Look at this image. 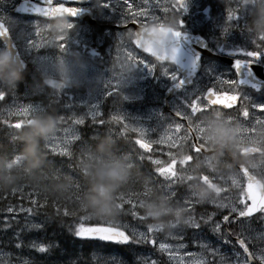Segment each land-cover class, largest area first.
<instances>
[{
  "label": "snow or ice",
  "instance_id": "snow-or-ice-1",
  "mask_svg": "<svg viewBox=\"0 0 264 264\" xmlns=\"http://www.w3.org/2000/svg\"><path fill=\"white\" fill-rule=\"evenodd\" d=\"M85 4H87V7L75 8L65 7L63 3L54 4L53 0H40V2H33V0H0V48H6L12 54L14 62L22 69V72L28 65L29 58H31V63L34 59L40 61L49 59L48 55H31V50L34 47L47 46L46 39L43 40V45H41L30 38L32 35L30 29L39 34L43 33L42 26L35 20L12 18L9 15L10 12L50 18L56 10H60L63 15L69 14L72 17L79 15L81 12L95 13L103 17L107 11L108 16L114 15L116 17L119 27L126 25L129 21L137 24L138 27L135 31L128 29L126 32L119 31L116 33L117 49L118 51L123 50L120 47L121 44H124L125 47L127 46L124 40L127 36L138 48L150 53L155 61L160 62V71L157 73L154 71L156 67L154 62L137 58L131 51L128 52V60L136 66L137 71L154 77H162L169 82L171 89L177 94L171 111L166 115L156 113L155 123L151 126L142 124L137 118L128 117L126 113L119 109L116 114L109 116L107 122L103 119H98L101 113L96 110L95 104L90 107L87 115L92 118V122L96 125L105 123L122 125L119 132L115 134H113L111 127L107 129V132L116 142L118 136L129 130L137 134L134 143L139 149L145 150L144 152H137L131 145L126 149L120 147L119 151L126 153L137 166L141 167L147 184L139 187V189L136 187L129 189L128 193L122 197L123 202L119 205L121 213L117 221L90 218L94 223L89 227H84L80 223L85 218L78 215H68L66 210L56 214L53 218L52 214L56 212L55 206H52L50 210L46 200L40 199L33 190L24 185H20L12 191L13 193L17 191L23 193L27 190L28 195L20 198L21 205L19 207H7L5 210L9 213H26L25 227L27 229L42 231L46 224L55 220L57 224L65 228L69 235L78 240L99 241L105 244L128 247L134 257L133 264H162L159 259L153 256V252H159L167 257V261L163 262V264H254L257 261L258 264H264V244L254 242L264 240V226H261L260 229H255L247 225L245 221H239L241 231H237L233 227V225L238 223V218H250L257 212L260 214V219L264 220V184L261 185V189L257 194L250 195L245 190L246 186L253 182V177L257 179L264 177V168H257L251 173L247 169L241 170L243 185L239 183V178L233 181L238 183L239 187H242L238 203L225 196L222 202L217 201L208 204L214 206L212 211L203 209L197 213L196 206L199 204L189 197L184 190V182L187 178L184 167L187 163H191L193 159H200L201 153L205 151L201 139V133L204 131V128L201 127V116L206 115L210 111H216L217 114H223L228 121H239L244 133L253 132L258 123H264V99L258 98L259 93L264 89V84H258V81H264V41L254 42L248 38L245 28L246 11H241L239 0H237L235 8L229 9L227 12L228 19L233 21L231 27L229 28L220 22L218 35L212 43L214 52L230 57V67L220 71L205 67L201 75H197L196 71H194L200 59L197 54L193 53L185 63L180 60V43L186 36L183 31L184 22L182 17L187 11L188 0H172L167 6H162L159 0H142V2L123 0V3H120V0H85ZM157 9L164 13L170 12L171 15L161 17L157 14ZM139 17L144 19L140 20ZM5 19L9 21L13 30L11 35L20 43H15L10 38L9 28L4 23ZM165 23L172 25L170 30L157 32L156 29L162 28ZM68 27L74 30V35L67 39L58 38V40L63 39L65 42L56 44L55 48L60 50L59 53H55L56 55L63 54L66 50L73 47L81 53L83 51L72 21H70ZM234 32L241 37L240 43L229 41L228 37ZM25 42L27 47H25ZM65 44H68L69 47H65ZM201 46L206 47L207 45ZM96 55L97 53L89 50L90 57H95ZM168 64H171L172 68H168ZM217 83L221 85L227 84L229 87L227 89H216L215 85ZM194 84L196 86L187 87ZM206 85L212 86H207L206 91L202 90ZM115 91L114 82L107 80L103 91L91 98L106 97ZM15 92V88L0 89V100L6 99L10 94L15 98ZM62 93L65 96L70 95L67 92ZM62 93L58 96L50 97L54 99ZM32 94H34L32 90L29 88L25 89V96ZM220 98H223L225 103L215 102V100ZM97 104H99L98 99ZM218 105L223 107H216ZM41 107L39 103H30L10 108L8 115H15L20 118L15 121H9L6 118L0 119V125L5 126L7 129L8 143L6 147H2L5 151H15V145L10 142L11 130L21 127L22 123L31 114L40 110ZM63 107L70 108V104L66 103ZM224 109H231V111H225ZM198 110L199 115H197ZM253 110H259V114ZM57 117L59 123L70 120L73 125L84 124L82 116H76L71 113L67 116L57 114ZM174 117H179L180 121H177ZM239 117H245L247 120L241 121ZM183 121L187 123L183 124ZM249 123L251 127L248 126ZM161 129L163 130L160 131ZM173 129H175V132L172 131ZM57 131L56 128L54 134L44 142L48 163L54 170L64 172L62 165L66 162L72 169L71 175L76 176L78 179L73 161H76L82 151L102 133L95 131L91 139H83L78 144L73 145L71 142L77 139L76 135L71 134L61 137L57 134ZM157 132L159 133L158 137L152 139L149 134ZM122 138L125 141L129 140L127 135H123ZM242 139H247V136H242ZM189 140H191L190 144L188 143ZM160 144H165L170 149L166 152L167 161L161 162L151 154L145 155V152L152 145ZM171 149H174V151ZM184 149L187 150V160L182 162L178 151L183 153ZM193 152L196 155H193ZM57 157H60L59 161H57ZM145 159L154 167L147 170L143 169L142 162ZM161 163H163V166H160ZM174 166L176 167L174 168ZM169 168L171 169L170 172L167 171ZM205 178L210 183L217 179L215 176H206ZM76 187L79 188V184ZM147 187L159 188L168 196L183 203L191 213L185 227L175 228L166 233L167 237L178 240L180 241L179 243L172 244L163 241L158 243L157 233L163 231L149 223L143 214L138 211L139 200L136 197L146 194L145 188ZM245 191L247 192L246 197L244 195ZM25 199L30 201L27 207L23 206V200ZM221 209H227V211H220ZM34 216H40V221L33 222L32 217ZM4 226L7 227V224ZM84 228L112 229L115 232L123 233V238H106L96 235L94 232L86 235L82 232ZM185 228L193 230L191 243L194 246L198 245L200 252L179 251L186 246L184 242ZM243 232H247L248 235L244 236ZM209 233L211 234L210 236L208 235ZM249 243L252 245L251 249ZM141 245L151 247L146 252L143 249L138 250ZM227 245H233L230 251L225 248ZM15 246L18 249L27 248L38 253H47L52 248L57 247L58 244L55 240L47 243H38L35 240L25 242L17 234ZM235 246H238V249ZM222 248L225 250L221 251ZM208 256H211L212 259L208 260ZM182 257H189V259L185 260ZM192 257H197V259H192ZM20 264H36V261L34 259H24ZM102 264H126V261L113 254H108L103 259Z\"/></svg>",
  "mask_w": 264,
  "mask_h": 264
},
{
  "label": "trees",
  "instance_id": "trees-1",
  "mask_svg": "<svg viewBox=\"0 0 264 264\" xmlns=\"http://www.w3.org/2000/svg\"><path fill=\"white\" fill-rule=\"evenodd\" d=\"M235 6V0H202L199 3V6L192 7L190 9V12L192 16L193 14L197 17L205 16L206 18L212 20L227 16L228 10L235 8ZM239 6L241 11H243V5L239 4ZM228 21L229 22L227 24L232 25L233 21L229 19ZM217 24L218 23L216 22L215 25L217 26ZM207 28L208 29H206V32L215 39L218 35V31H212V27L210 25ZM245 28L250 40L254 42L264 41V34L257 35L252 31L248 13H246ZM16 71L19 73L20 77L16 84L14 86H8L0 83L1 89L8 90L15 88V93L18 96L25 98V89L29 88L34 92L30 100L42 102L45 107L44 114L52 113L55 114L56 117L57 114L65 116L67 115L65 107H63V105L66 104V98L64 96L53 99L47 94L35 93L34 83L39 80L42 81V78L40 76V72L34 66L30 67L25 72H19L18 70ZM11 96L12 95L10 94L4 100H7ZM109 116L110 115L108 114L105 118H103V120L107 122ZM3 118L8 119L9 121H15L20 117L10 118L0 116V119ZM33 118L34 117H28L26 121L22 123V126H26L31 123ZM57 122H59L58 117ZM21 127L11 130L10 142L15 145V151L9 152L5 151L2 148L7 146L8 140L6 136V127L0 125V161H11L14 167L10 170V174L16 177L14 183L10 184L8 187L0 188V248L3 249L8 255L0 259V264H20V262L24 259H34L36 261V264H102L103 259L106 258L108 254H113L119 257L120 259L126 261V264H133L134 257L132 255L131 249L128 247L105 244L104 242L99 241L78 240L69 235L65 231V228L57 224L55 220L46 224L42 231L27 229L25 227V216L27 215L26 213H9L5 209L7 207H19L21 205L20 198L22 196L28 195L27 190H25L23 193H21L20 191L13 193L12 191L17 189L20 185H24L25 187L33 190L40 199L46 200L49 204L50 210L52 206H55L56 212L52 214L53 218L56 214L62 213L66 210L68 215H78L85 218L80 222L84 227H89L92 223H94V221L90 218L104 219L112 222L117 221L121 213V208L119 205L123 202L122 197L128 193L129 189H132L133 187L139 189V187H143L145 184H147V180L143 176L141 167L137 166L126 153L119 151L120 147L122 149H126L129 145H131L137 152H143L142 149H139V147L134 143L136 138L134 132L129 130L126 133L121 134V136L117 137L116 142L107 132V129L108 127H111L113 130V134H115L119 132L120 127H122L120 124L112 123L111 125H109L108 123H105L103 125H96L93 122L91 123V121H89L87 125L82 127L84 139H91L95 131H99L102 134L99 135L92 144L88 145L82 151L76 161H73V163H75V171L78 174L77 179L76 176L71 175L72 169L66 162L62 165L64 172L54 170L48 163L47 154L44 148L45 138L39 144V151L42 154V160L39 164V167L34 169L33 171H29L25 167L24 161L20 155L23 144L20 140L17 139V131L21 129ZM123 135H127L129 137V140L125 141L122 138ZM98 145L106 146L112 153H115L116 155H119L122 158L128 160L132 169V174L129 180L113 197V209L107 213L88 210L82 203V195L86 190V183L80 171L79 161L88 153L95 151ZM178 155L181 157V159L186 156L184 153H180ZM56 159L57 161H59L60 157H57ZM167 160L168 157L166 158V161ZM142 165L143 169L145 170L154 167V165H152L146 159L142 162ZM195 173L197 176H201L203 174L201 169H196ZM188 180L189 179L187 177L184 185L188 183ZM77 184H79V188L76 187ZM145 193L146 194L144 195L136 197L139 200L138 211H140L142 214L143 206L147 202L157 200L160 201V197L162 196V191H160V189L156 187L145 188ZM29 203V200H23V206L27 207ZM202 208L208 209L210 208V206L205 204L202 205ZM143 216L152 225L165 224L176 219V217L172 215H165L160 221H154L148 219L144 214ZM32 221L39 222L40 216L32 217ZM5 224H7V227L4 226ZM233 227L236 228V225H233ZM82 232L86 235L94 232L96 235L106 238H123V233H118L112 229L107 228H84L82 229ZM17 234L19 235L20 239L24 240L25 242L29 240H35L38 243H47L49 241L55 240L58 246L52 248V250L47 253H38L35 250L27 248L18 249L15 246ZM208 235L210 236L211 234L209 233ZM150 247L151 246L148 245H141L139 246L138 250L143 249L147 252ZM153 255L155 256V258L159 259L162 264L163 262L167 261L166 256H163V254L159 252H153Z\"/></svg>",
  "mask_w": 264,
  "mask_h": 264
},
{
  "label": "rangeland",
  "instance_id": "rangeland-1",
  "mask_svg": "<svg viewBox=\"0 0 264 264\" xmlns=\"http://www.w3.org/2000/svg\"><path fill=\"white\" fill-rule=\"evenodd\" d=\"M202 0H188L189 6L191 9L192 7H198L199 3ZM224 1V0H221ZM141 2V1H137ZM237 0H235V3ZM120 3H123V0H121ZM239 4L243 5V11H246V13L250 14L251 7L247 4V0H239ZM9 15L12 18H20L27 20L24 17H19L14 12H10ZM199 18V17H198ZM207 19L206 21H209V25L212 27V31H219L218 25L221 22L227 27H231L230 24H227L228 17H219L217 19H209L205 16L203 17ZM211 21V22H210ZM5 22L8 24L9 28L10 24L7 19H5ZM218 23L217 26L215 23ZM42 26L41 35L39 37H36V32L33 29H30L32 31L31 39L35 43L43 44V40L50 37V39L46 42L50 44V46H47L51 50H44L43 47H34L31 50V55H48L49 59L46 61H40L37 59H34L31 63V66H34L39 72L42 79L45 78H55L57 80L60 79V75L63 70H68L70 72L71 77L76 80L79 83V87H62L59 90H53L44 85L43 81H37L34 83V91L36 94H47L49 96H58L62 92H67L70 95L65 96L63 93L59 96H64L66 98V103L70 104V108H65L67 111V115L74 114L76 116H82L84 118V124L86 125L87 121H92V118L87 115L88 111L90 110V107L92 105H96V110L101 113L100 117L98 119L105 118L108 114L114 115L116 114L117 110L124 112L127 114L128 117L131 118H137L142 124L146 126H151L155 123L156 120V113L161 114H168L166 113L165 109V103H164V97L165 94L161 93L165 90L166 93L168 92V82L167 81H158L155 82L152 80V76L148 75L144 72L134 73L131 62L128 60V52L126 51L127 56H121L120 58L123 59V62L120 64L111 63L107 66H99L95 63H92L91 61L78 59V57L75 56V53L78 51L75 47L69 48L66 50L63 54L56 55L55 53H59L60 50L58 48H55L56 44L58 43H64L65 41L62 40L61 42H58V38H65L68 37L69 27L68 24H39ZM200 25V23H199ZM52 30V31H51ZM11 31H13L11 29ZM217 34V33H216ZM15 38V37H14ZM229 41L233 43H240L241 38L239 34L232 33L231 36L228 37ZM16 40V39H15ZM17 43H20V41L16 40ZM25 47H27L25 42ZM65 47H69L68 44H65ZM4 49V48H0ZM134 55V54H133ZM31 62V58L28 60ZM107 80H111L115 84L116 91L114 93H110L106 97H97L96 99H92L91 97L96 96L98 93L103 91L105 82ZM168 88V89H167ZM1 89V88H0ZM164 90V91H162ZM33 96H24L25 98L18 96L15 93V98L13 95L9 97L7 100H0V116L3 117H17L15 115H8V110L10 108H15L22 106L24 104H34L39 103L41 104L40 110L34 112L30 115V117H36L38 115H42L45 112V107L42 102L39 101H32L30 100ZM97 99L99 100V104H97ZM176 100H168V106L167 109H170V105L175 103ZM66 115V116H67ZM174 119L178 120L174 117ZM183 123V122H182ZM226 125L229 126L230 121L225 119L224 122ZM83 125H73L71 121L67 122H58L57 126V134L61 137H64L66 135L74 134L77 136V139L72 141L71 143L74 145L81 136V126ZM122 126V125H121ZM202 127V126H201ZM204 128V126H203ZM66 130V131H65ZM161 129L160 131H162ZM175 132V129L172 130ZM182 131V130H181ZM134 134L137 137V134L134 132ZM157 133H150V137L152 139H156L158 137ZM53 135V134H52ZM50 135V136H52ZM46 137L45 141L50 137ZM189 142V141H188ZM152 149L149 150L150 153L145 154H153L155 158H158L161 162L166 161V152L170 149L165 144L160 145H152ZM174 151V149H171ZM185 152V149L183 150ZM181 152L178 151V154ZM226 154H230L226 152ZM182 162L187 160V156L181 159ZM228 160V159H227ZM220 165L219 159L204 156L201 160L193 159L191 163H187L184 167V171L188 177V183L184 185V190L187 193V195L195 200V202L199 205H197V213L199 211L205 209L202 208V205L205 204H211L213 202L220 201L222 202L224 197L227 196L230 200H234L238 203L240 193H234L232 191V186L234 185L232 182V174L224 175L220 168H218ZM160 166H163V163L160 164ZM176 166H174L175 168ZM201 169L203 174L201 176H197L195 171ZM167 171H171L169 168ZM212 177L215 176L217 179L213 182H209L208 179L205 177ZM197 183H201L203 185H206L209 192L211 193L210 197L207 199L206 202H201L198 200L193 192V186ZM161 191V190H160ZM160 201L165 202L169 207L177 208L178 215L181 217V219H174L168 223L165 224H153V226L159 228L161 233H157L158 236V243L168 242L172 244L179 243L178 240H173L170 237L166 236V233L170 232L171 230L175 228H182L186 226L188 217L191 215L188 208L181 202L173 199L172 197L168 196L166 193L162 191V196L160 197ZM210 208L207 210L212 211L214 206L209 205ZM220 211L226 212L227 209H221ZM109 211H105L104 213H107ZM238 221H245L247 225H250L252 228L260 229L261 226H264V220L260 219V215L255 216L254 218L250 220H241L238 219ZM236 228L238 231H241L239 222L236 224ZM192 229L185 228L184 229V242H185V248L180 249V252L184 251H191V252H200V249L197 246L192 245L191 243V233ZM244 236H247V232L242 233ZM258 244H264V240L260 241H254ZM230 251L233 247V245H227ZM237 248V246H235ZM249 247L251 249L252 245L249 243ZM175 250V249H174ZM221 251H224L223 248ZM8 256L6 252L0 248V259ZM154 256V255H153ZM155 257V256H154ZM152 258V257H150ZM167 258V257H166ZM183 259L187 260L189 257H182ZM192 259H197V257H192ZM208 260H211L212 257L208 256Z\"/></svg>",
  "mask_w": 264,
  "mask_h": 264
},
{
  "label": "flooded vegetation",
  "instance_id": "flooded-vegetation-1",
  "mask_svg": "<svg viewBox=\"0 0 264 264\" xmlns=\"http://www.w3.org/2000/svg\"><path fill=\"white\" fill-rule=\"evenodd\" d=\"M75 0H53V3H63L65 7H87V4H85V0L81 3H75ZM141 1L142 0H137ZM35 2H40V0H37ZM121 2V0H120ZM172 0H159V3L162 6H167L169 3H171ZM43 6V5H41ZM190 6L188 2L187 11L184 13L182 19H183V31L186 34V36L183 38L186 40V37L188 36L189 40V46L190 51L188 52L189 57L192 56L193 53L197 54L199 56V64L196 66L197 75H201L204 72L205 67H211L214 70L220 71V70H226L230 67V65L223 60V58H227L230 60V57L224 54H221L219 52H214L212 43L215 40L210 34H208L206 31V19L203 17H196L192 16L190 12ZM157 14L163 17L164 15H171V13H164L160 9L156 10ZM15 14V12H14ZM84 17L83 18H58L54 20H48L45 18H40L33 15H23L21 16L26 18L27 20H35L39 24H68L70 21L73 22L74 27L77 32V36L79 39L80 44L83 47L82 53L77 51L75 53V56L78 57V59L82 60H89L92 63H95L99 66H107L110 65L112 62L116 64H120L123 62V59L120 58L121 56L126 55V51H131L135 57L141 58V59H147L149 61H152L155 63L156 67L154 71L157 73L160 71V62L155 61L154 58L145 55L137 50L135 43L131 42L129 38L126 36L124 38L127 46L125 47L124 44H121L120 47L123 49L122 51H118L117 44L115 41V35L117 32H126L128 29H132L135 31V28L133 27L134 23L132 21H129L126 25L118 26L116 22V17L108 16L107 11L105 12V15L103 17L96 15L95 13L90 12H83ZM140 20H143V17H139ZM5 22V21H4ZM200 23V25H199ZM6 25H8L5 22ZM137 25V24H136ZM172 25L169 23H165L162 28H158L156 30H160L161 32H167L170 30ZM52 31V30H51ZM12 32V31H11ZM41 33L37 34L36 37H39ZM74 35V30L70 29L68 32V36L70 37ZM50 39V37L46 38L47 42ZM63 39L58 40V42H61ZM183 43V42H182ZM43 45V44H42ZM47 46H50V44L46 43ZM201 45H207L206 47H203ZM47 46H44V50H51ZM89 50L94 51L97 53L95 57L89 56ZM111 50V52H110ZM131 67L134 71V73H139V71L135 70L134 64L130 63ZM168 68H172L171 64L167 65ZM152 80L155 82L158 81H167L166 79L162 77H154L152 76ZM168 82V81H167ZM258 84H264V81H258ZM194 85H189L187 87L191 88ZM207 86L212 85H206L203 87L202 90L206 91ZM170 87V84L168 82V88ZM229 86L227 84L221 85L217 83L215 85L216 89H227ZM167 88V89H168ZM164 91V90H162ZM167 90L164 92H161L163 94L166 93ZM176 95H174L173 100H176ZM259 99H264V89L261 90V92L258 95ZM220 107V106H216ZM222 108V107H221ZM225 111H231V109H224ZM171 111V105L170 109H166V113H169ZM257 111L259 114V110H253ZM197 115H199V110L197 112ZM178 120H180L179 117H175ZM210 119H216L221 120L223 123L225 122V116L223 114H217L216 111H210L206 115H203L200 117V120L202 121L201 126H205ZM241 121H246L247 118L245 117H239ZM186 121H183V124H186ZM225 124V123H224ZM229 126L231 127L234 137H233V143L231 146L230 151L226 154L219 157L220 165L218 168L222 171L224 175H229L230 173L233 176V180L239 178V183L243 185V175L241 174V170L247 169L250 173L255 171L257 168H264V123H258L255 126V130L253 132H242V126L239 121L237 120H231L229 123ZM249 127H251V124H248ZM242 136H247V139H242ZM201 139H202V133H201ZM203 141V140H202ZM191 143V140L188 142ZM205 148V151L201 153V158L197 159L198 161L201 160L204 156H209V150L206 147L204 141L203 145ZM186 149L184 154L186 155ZM193 155H196V153H192ZM187 156V155H186ZM228 159V160H227ZM240 176V177H239ZM256 178V177H255ZM257 179V178H256ZM260 184H264V177H260L257 179ZM232 191L234 193H240L242 191V187H239L238 183L233 182ZM247 187V186H246ZM246 190V189H245ZM246 191L244 192V194Z\"/></svg>",
  "mask_w": 264,
  "mask_h": 264
},
{
  "label": "clouds",
  "instance_id": "clouds-1",
  "mask_svg": "<svg viewBox=\"0 0 264 264\" xmlns=\"http://www.w3.org/2000/svg\"><path fill=\"white\" fill-rule=\"evenodd\" d=\"M247 4L251 7L249 17L252 31L257 35L264 34V0H247ZM19 78V73L11 63V54L0 49V83L14 86ZM58 82L62 87H79L68 70L62 71ZM49 86L55 87V83ZM57 126L56 115L47 113L34 117L31 123L17 131V139L23 144L20 155L29 171L39 167L42 160L39 144L44 138L54 134ZM233 137L231 127L216 119H210L202 132V140L209 155L216 159L230 151ZM13 167L11 161H0V188L14 183L16 177L10 174ZM79 167L86 183V190L82 195V203L86 209L96 212L111 211L114 195L132 174L130 162L112 153L108 147L98 145L95 151L81 158ZM193 192L201 202H206L211 195L206 185L201 183L193 186ZM178 211L159 200L149 201L143 206V214L154 221H160L165 215L181 219Z\"/></svg>",
  "mask_w": 264,
  "mask_h": 264
},
{
  "label": "water",
  "instance_id": "water-1",
  "mask_svg": "<svg viewBox=\"0 0 264 264\" xmlns=\"http://www.w3.org/2000/svg\"><path fill=\"white\" fill-rule=\"evenodd\" d=\"M35 1H37V0H33V2H35ZM36 16H39V15H36ZM66 16H71V15H69V14H62L61 12H60V10H56V12L50 17V18H56V17H66ZM77 16H79V17H84V15H82V12L79 14V15H77ZM41 17H43V16H41ZM137 27L138 26H136V25H134V28H135V30L137 29ZM11 38V37H10ZM183 42V43H182ZM137 47V46H136ZM138 48V47H137ZM141 52H143V53H145V54H147V55H149L150 57H152L151 56V54L150 53H148V52H145V51H143V49L142 48H138ZM7 50V49H6ZM8 51V50H7ZM190 51V46H189V41L186 39V40H184V39H182L181 40V43H180V60H181V62L182 63H185L187 60H188V58H189V55H188V52ZM9 52V51H8ZM10 53V52H9ZM11 54V53H10ZM152 58H154V57H152ZM223 60L225 61V62H227L229 65H230V60L229 59H227V58H223ZM11 63H12V65L13 66H15V67H17L19 70H21L22 71V69L20 68V67H18V65L14 62V60H13V58H12V54H11ZM28 68V65H26V68H25V70ZM45 83L49 86V85H52L53 83H55V87H51V88H56V87H58V86H60V83L57 81V80H55V79H52V78H48V79H46L45 80ZM189 86V85H188ZM50 87V86H49ZM174 93H175V91H173L172 89H170L168 92H167V94H166V100H168V99H170V98H172L173 97V95H174ZM215 102L216 103H225V100L223 99V98H220V99H218V100H215ZM219 106V105H218ZM220 107H223V106H220ZM260 189H261V187H258V185H257V182H256V179H254L253 178V182L251 183V184H249V185H247V191L249 192V194L250 195H253V194H257L259 191H260ZM246 195H247V193H246ZM258 213V212H257ZM257 213H255V214H257ZM254 214V215H255ZM253 215V216H254ZM251 218V217H250ZM240 219H248V218H240Z\"/></svg>",
  "mask_w": 264,
  "mask_h": 264
}]
</instances>
